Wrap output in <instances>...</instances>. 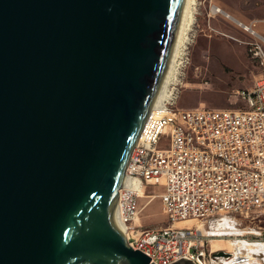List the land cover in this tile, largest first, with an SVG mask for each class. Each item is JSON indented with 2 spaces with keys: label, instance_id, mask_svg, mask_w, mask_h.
<instances>
[{
  "label": "water",
  "instance_id": "95a60500",
  "mask_svg": "<svg viewBox=\"0 0 264 264\" xmlns=\"http://www.w3.org/2000/svg\"><path fill=\"white\" fill-rule=\"evenodd\" d=\"M187 3L0 0V264H155L118 193Z\"/></svg>",
  "mask_w": 264,
  "mask_h": 264
},
{
  "label": "built area",
  "instance_id": "2783aa9c",
  "mask_svg": "<svg viewBox=\"0 0 264 264\" xmlns=\"http://www.w3.org/2000/svg\"><path fill=\"white\" fill-rule=\"evenodd\" d=\"M212 9L249 35L247 53L259 73L250 88L234 92L243 108L184 109L175 106L183 84L182 62L174 68L166 96L150 111L131 151L125 170L128 181L118 193L126 240L149 256L150 263L186 258L194 264H264V224L253 230V239L233 236L231 250L210 244L212 237L225 235L229 228L218 217L238 215L250 223H264V36L256 32L253 21L246 24L218 6ZM165 133L169 145L159 148ZM146 185L163 188L160 199L169 227L136 224L138 192ZM187 220L201 227L174 226Z\"/></svg>",
  "mask_w": 264,
  "mask_h": 264
},
{
  "label": "rangeland",
  "instance_id": "374dc122",
  "mask_svg": "<svg viewBox=\"0 0 264 264\" xmlns=\"http://www.w3.org/2000/svg\"><path fill=\"white\" fill-rule=\"evenodd\" d=\"M214 5L242 19L257 18L262 9L260 2L255 0H197L189 43L181 58L184 77L175 104L177 108H243L244 103L234 92L250 88L259 73L258 67L247 53L249 36L229 25L219 14H213ZM168 145V135L165 133L161 136L158 147L167 148ZM162 191L163 188L159 185H146L139 193L136 224L142 228L161 229L171 225L162 208ZM217 221L228 223L229 228L225 229V235L214 233L216 237H212L213 240L210 241L212 248L217 245L214 241H220V244L227 241L232 245L230 241L233 236L253 239V230L264 224L259 220L250 223L238 215L218 217ZM193 222L190 225H184V221L177 222L174 226L201 227L198 224L200 222ZM211 233L213 234H209ZM231 248L232 246L229 249Z\"/></svg>",
  "mask_w": 264,
  "mask_h": 264
},
{
  "label": "bare ground",
  "instance_id": "6f19581e",
  "mask_svg": "<svg viewBox=\"0 0 264 264\" xmlns=\"http://www.w3.org/2000/svg\"><path fill=\"white\" fill-rule=\"evenodd\" d=\"M196 3H197V0H188L186 11H185V15H184V20H183V24H182V28H181V32H180V36H179V40H178V44H177L175 57H174L171 69L169 71L167 80H166V82H165V84H164V86L162 88V91H161V93H160V95L158 97V100H157L155 106L157 105V103H159L166 96V84H167V81L172 76L174 68L182 62L181 58H182V55H183L185 49L187 48V44L189 43L190 31H191L192 25L194 24V21H195ZM135 187H137V186H135ZM142 189H143V187L140 188V190L138 192V195H139V193L141 192ZM181 222L183 223V221H181ZM190 224H194V222L191 221V220L184 221V225H190ZM176 227H178V226H176ZM215 243H217V245L213 249L220 248V249H228V250H230L229 248L231 246L233 247V245H234V243H232V245H231L227 241H223L222 244H220L221 243L220 241H214V244Z\"/></svg>",
  "mask_w": 264,
  "mask_h": 264
},
{
  "label": "crops",
  "instance_id": "0c3cea01",
  "mask_svg": "<svg viewBox=\"0 0 264 264\" xmlns=\"http://www.w3.org/2000/svg\"><path fill=\"white\" fill-rule=\"evenodd\" d=\"M256 2H260L261 6H262V9L260 10L259 14H257V18H250V19H242V18H239L237 17L236 15L230 13L229 11L221 8L223 11H225L226 13H228L231 17H233L235 20H238V21H241L243 23H250V22H254L255 23V30L258 34H260L261 36H264V12H263V7H264V0H255ZM219 17L223 18L224 21L230 23L229 25H233L235 28L241 30L236 24L235 22H233L232 20L230 19H227L225 18L224 16L222 15H219ZM242 31V30H241ZM244 32V31H242ZM245 34H247L246 32H244ZM248 35V34H247ZM249 36V35H248ZM250 39V37H249Z\"/></svg>",
  "mask_w": 264,
  "mask_h": 264
}]
</instances>
